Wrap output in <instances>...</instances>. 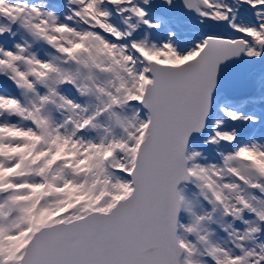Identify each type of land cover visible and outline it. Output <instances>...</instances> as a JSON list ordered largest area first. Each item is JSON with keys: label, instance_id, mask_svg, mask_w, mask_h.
<instances>
[{"label": "snow or ice", "instance_id": "1", "mask_svg": "<svg viewBox=\"0 0 264 264\" xmlns=\"http://www.w3.org/2000/svg\"><path fill=\"white\" fill-rule=\"evenodd\" d=\"M0 264H264V0H0Z\"/></svg>", "mask_w": 264, "mask_h": 264}]
</instances>
